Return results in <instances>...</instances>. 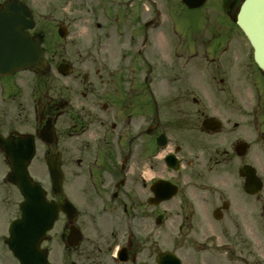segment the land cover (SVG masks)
Returning a JSON list of instances; mask_svg holds the SVG:
<instances>
[{
    "label": "flooded vegetation",
    "instance_id": "1",
    "mask_svg": "<svg viewBox=\"0 0 264 264\" xmlns=\"http://www.w3.org/2000/svg\"><path fill=\"white\" fill-rule=\"evenodd\" d=\"M20 1L46 65L0 72V233L23 200L4 145L31 138L30 174L63 202L40 244L50 264H158L172 232L204 234L194 264H264V72L241 28L190 25L183 36L182 0ZM77 21L93 34L74 35ZM48 159L59 161V192ZM2 238L0 264H20Z\"/></svg>",
    "mask_w": 264,
    "mask_h": 264
},
{
    "label": "water",
    "instance_id": "2",
    "mask_svg": "<svg viewBox=\"0 0 264 264\" xmlns=\"http://www.w3.org/2000/svg\"><path fill=\"white\" fill-rule=\"evenodd\" d=\"M185 1L190 6H195L202 2L200 0ZM28 14L26 10L24 11V7L17 6L16 3L5 4L0 12V68L2 69L23 64L33 65L34 61L27 58L30 56L28 52L30 49H24L25 46L23 45L28 44L32 48L34 47L32 43L37 42V39L30 37L25 32V28L31 26L26 20V15ZM237 21L253 43L255 58L264 70V0H245L238 13ZM38 46L39 44L37 43L36 48H39ZM34 52L35 50H33ZM12 60L14 63L9 65ZM22 145L27 144L22 142ZM17 146L18 144L16 143L8 148L7 157L12 165L10 181L20 187L26 196V202L23 207V215L13 223L11 237L7 239V242L18 255H20L19 253H24L22 255L23 264H32L27 252L32 249V243L34 242L37 243L36 250L40 249L38 244L46 236V231L52 225L53 219L41 212H33L32 201L34 198L40 200L41 197L40 192L34 196L33 182L27 170L28 162L33 155V146L29 145L28 150L22 152L12 150ZM53 170L55 172L58 171L56 168H53ZM43 206L48 209V206ZM41 208L44 209L43 207ZM164 258L171 259V264H179L177 262L178 259L171 254H165ZM38 260L35 264H47L44 256L39 255ZM166 264L170 263L166 261Z\"/></svg>",
    "mask_w": 264,
    "mask_h": 264
},
{
    "label": "rangeland",
    "instance_id": "3",
    "mask_svg": "<svg viewBox=\"0 0 264 264\" xmlns=\"http://www.w3.org/2000/svg\"><path fill=\"white\" fill-rule=\"evenodd\" d=\"M47 0H36V2L41 3ZM52 1V0H48ZM55 1H64V0H55ZM71 1V0H66ZM75 1V0H74ZM221 1V0H220ZM219 3V0H209L208 4L203 9H186L183 6L181 7V23H182V35L189 37L187 34L189 33V25L192 27H195L198 32L197 34H201L200 31H202L205 28V25H214L215 23L220 24L224 21V17H227L226 15L221 14V10L214 9L215 7H218L216 4ZM40 6V4H39ZM228 20V19H227ZM185 22V25L183 24ZM225 22H223L224 24ZM223 26L224 31L221 33L224 34H230L231 28L229 30L226 24ZM89 30V31H88ZM185 31V32H183ZM94 32V26L87 23H81L79 21L76 22L74 25V35H80V34H93ZM209 32V31H208ZM207 31L202 32L203 34L208 33ZM220 31H218L217 34H219ZM73 39H77V36L73 37ZM244 96L245 100H249L253 96V91L248 85H246L244 90ZM245 124L249 123V116L245 117ZM248 125H246L247 127ZM247 139V136H246ZM204 234H197L196 238L193 235H181L172 232V233H166L164 239H165V247L171 248L175 244H179L182 238H187V240L184 243V246L182 248L177 249L179 255L182 258L183 264H194V263H202L201 259L204 257V251L198 250L203 246L202 241Z\"/></svg>",
    "mask_w": 264,
    "mask_h": 264
}]
</instances>
